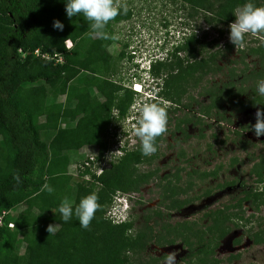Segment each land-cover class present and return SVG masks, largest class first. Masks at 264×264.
Masks as SVG:
<instances>
[{"label": "trees", "instance_id": "1", "mask_svg": "<svg viewBox=\"0 0 264 264\" xmlns=\"http://www.w3.org/2000/svg\"><path fill=\"white\" fill-rule=\"evenodd\" d=\"M179 1L207 13L211 21L222 27L235 22L236 8L249 2ZM250 2L264 6V0ZM66 3L67 0H0V218L4 215L0 225V264H21L16 254L19 244H24L26 249L23 264H132L129 254L144 250L147 244L154 241L166 247L176 240L186 249L183 261L198 259L199 264H219L214 253L225 232L216 221L214 231L208 226L196 229V222L184 221L176 227L162 224L156 233L149 226L146 236L139 234L132 238L129 235L131 223L114 224L105 217L114 194L138 192L152 176L151 173L135 172L134 166L145 157L139 142L132 150L124 151L122 157L99 176L84 166L88 158L81 161L77 168L79 177L89 176L98 186L74 183L73 208L93 192L103 207L96 212L89 229L80 227L75 215L67 223L63 221L59 206L72 192V187L66 188L73 179L69 173L72 153L84 146L96 147L97 160L100 161L113 143V139L106 138V135L116 120L125 116L133 95V92L125 91L126 100L121 99L118 95L120 87L103 76L104 71L110 69L106 54L108 39L93 38L89 22L82 14L68 18ZM129 16L127 11L121 19ZM55 20L64 25L63 31L54 29ZM218 34L223 36L225 32L219 30ZM67 40L72 43L70 50L65 47ZM233 47L226 44L222 50L203 51L205 45L192 37L179 47L192 56L191 62L176 57L177 62L171 66L153 65L151 74L154 76L160 69L164 70V76L159 78L163 86L169 90L172 85L180 86L181 93L185 94L188 87H198L205 78L223 73L219 60ZM36 51L40 55L36 56ZM44 54L50 58H42ZM54 55H59L63 63H56ZM247 55L258 58L259 69L248 74L244 69L237 74L234 69L227 68L226 81L211 78V85L198 93L207 100L206 104L196 101L200 115L215 116L231 123L225 117L224 104L229 106L231 113L242 112L250 106L264 108V96L257 93L258 81L264 80V45L249 49L247 54L241 51L237 62L244 64ZM249 80L256 82L248 88L250 93L246 95L244 84ZM96 93L105 100L93 102ZM243 96L245 98L241 99ZM188 99L193 100V97ZM182 122H178L176 130L182 131ZM43 133L50 134L48 141L43 140ZM160 140L161 137L157 138L156 147ZM251 172L257 179L263 178V162L255 164ZM17 174L19 184L14 178ZM196 174V171L191 173ZM216 174L217 171H212L208 175L214 177ZM174 177L176 182L180 181L177 173ZM168 178L169 175H164L160 181H169ZM230 184L233 183L220 187ZM45 185L53 191L50 193ZM165 194L160 204L166 203L168 209L181 210L191 202L178 199L171 182L167 183ZM250 197L256 200L259 195L250 188L234 205L224 206L216 214L223 219L225 211L241 208L242 202ZM255 200L250 203L254 205ZM19 205L24 206L23 214L27 216L23 227L19 225L23 219L14 220L7 216ZM154 214L161 216L160 211ZM204 216L209 218L214 213ZM12 221L15 225L9 228ZM49 224L59 225L55 235L50 236L46 231ZM258 236L252 237L255 245L264 243V237ZM161 258L164 259L165 255Z\"/></svg>", "mask_w": 264, "mask_h": 264}, {"label": "rangeland", "instance_id": "2", "mask_svg": "<svg viewBox=\"0 0 264 264\" xmlns=\"http://www.w3.org/2000/svg\"><path fill=\"white\" fill-rule=\"evenodd\" d=\"M117 2L120 14L117 19L109 22L106 31L118 38L108 39L106 54L110 69L104 71L103 76L120 87L118 95L121 99L126 98L125 91H131L133 95L125 116L116 120L106 138L111 140L112 135L119 131L122 138L132 137L138 143L139 138L135 135L134 127L144 103H159L166 107L168 131L161 136L156 153L143 157L142 162L134 166L138 174H152L149 182L141 186L138 192H118L116 197L122 202L114 199L110 206L116 205V212L118 209H125L126 215L123 213V217L131 223L129 235L132 238L139 234L146 236L149 226H152L156 233L160 231L162 224L176 227L178 223L184 221L196 222L198 224L196 229L201 230L208 226L214 231L216 221L225 232L214 253V258L219 264H264V243L259 245L252 243L253 236L264 237V177L256 179L251 172L254 164L263 162L264 165V137L263 140L256 137L253 142L251 137L239 132L243 127H247V131H252L250 125L255 124L257 107L250 106L245 111L231 113L229 106L224 104L225 117L231 121L229 123L215 117L199 116V106L196 102L207 103L206 98L199 97L198 93L211 85V78L213 81H226L227 68L234 69L237 74L244 69L247 70L245 74L259 69L257 57L245 56L244 64L237 61L241 51L247 54L249 49L264 45V34H247L244 48L236 50L234 46L219 60V65L224 69L223 73L205 78L198 87H188L187 93L182 94L180 86L172 85L170 90L164 87L163 81L159 79L164 76V70L160 69L152 76L146 61H154L151 67L158 63L171 66L170 64L177 62V58L183 62H191L192 56L179 47L192 37L205 45L203 51L222 50L224 45L232 44L229 39L230 24L222 27L211 21L207 13L179 0H117ZM124 7L130 13L127 19H121L125 14ZM219 30H223L225 34L220 36ZM90 33L93 38L98 37L92 31ZM129 48L137 52L135 58L129 55ZM255 82L249 80L244 84V88L247 89L246 95H249L248 88ZM134 88L138 92L134 91ZM189 96L193 97V100L188 99ZM104 100V97L97 93L93 97V102L101 103ZM113 110L115 116L114 107ZM180 120L184 121L180 125L182 131L175 129ZM252 135L254 136V132ZM42 138L48 141L50 134L43 133ZM97 150L96 147L84 146L78 152L72 153L69 173L73 179L66 188L72 187L68 199L73 205L74 183L87 187L98 186L91 177L81 178L77 172L81 161L89 157L94 158L98 154ZM192 171L198 174L191 175ZM212 171H217L216 176L208 175ZM176 173L180 177V181L177 182L174 177ZM164 175H169V181H160ZM168 182L175 187L178 199L191 201L181 210L168 209L166 203L160 204L166 195ZM225 183L233 184L220 187ZM248 188L259 195L256 200L250 197L249 200L242 202L241 208H229L224 212L223 219L216 214V211L224 206L234 205L238 199L243 198ZM250 200H255L254 205ZM23 209L24 206L19 205L7 215L10 219H23L20 221V227H23L27 220ZM108 211H105L106 218H109ZM156 211H160L161 216L154 214ZM209 213H214V216L206 218L204 215ZM112 218H115L114 215ZM11 223L14 227L15 222ZM235 241L239 243L236 244ZM25 250V245L19 244L16 254L21 264L26 261ZM173 251L178 253L177 264L200 262L198 259L191 262L183 261L186 249L178 240L166 247L159 246L153 241L147 244L144 250L131 253L129 256L132 264H164L165 258L161 257Z\"/></svg>", "mask_w": 264, "mask_h": 264}, {"label": "clouds", "instance_id": "3", "mask_svg": "<svg viewBox=\"0 0 264 264\" xmlns=\"http://www.w3.org/2000/svg\"><path fill=\"white\" fill-rule=\"evenodd\" d=\"M65 11L70 19L82 14L89 22L90 30L96 36L106 40H115L118 38L115 35H109L106 31L109 22L120 14V6L117 0H67ZM124 12H127L126 7H124ZM234 15L236 19L235 22L231 23L229 26V39L236 50L245 47V36L247 34H264V6H256L249 0V2L237 7ZM53 27L60 31L64 29V25L59 20L53 22ZM146 62L148 70L151 71V64H153L154 61ZM257 93L260 96H264V80L258 81ZM250 127L257 138L264 137V108H257L255 113V124L250 125ZM134 131L135 135L139 138L142 154L144 156L155 154L157 151V138L165 135L168 131V113L166 107L159 103H144L140 109L139 118L134 127ZM123 140L124 138H121V145L123 144ZM113 154L114 153H110L107 159L110 160ZM14 178L18 184L21 182L19 174ZM45 187L50 193L53 191L48 185H45ZM117 194L119 193L113 196L112 201H114V199L119 201V198L116 197ZM102 207L103 206L99 203L98 195L93 192L82 198L75 208H73L72 202L65 197L59 206V212L65 223L70 221L72 216L75 215L79 220L80 227L89 229L92 220L95 218L96 212L102 210ZM124 212L125 209H118L117 215L123 217ZM124 215L126 214L124 213ZM123 218L120 224L127 222V218ZM58 227L59 225L49 224L46 231L50 236L55 235ZM177 255L178 253L175 251L167 253L165 255L164 264H177Z\"/></svg>", "mask_w": 264, "mask_h": 264}, {"label": "built area", "instance_id": "4", "mask_svg": "<svg viewBox=\"0 0 264 264\" xmlns=\"http://www.w3.org/2000/svg\"><path fill=\"white\" fill-rule=\"evenodd\" d=\"M65 47L67 49H69V50L72 48V43H71L70 40H67L65 42ZM129 51L130 52H128V53H129L130 56H133V57L137 56V52L133 48H129ZM35 55L36 56L40 55L39 51H36ZM41 57L44 58V59L50 58L46 54L41 55ZM53 58L56 59L55 60L56 63H58V64L63 63V59L59 55H54ZM133 90L138 92V90L136 88H134ZM132 120H133V118H132ZM121 138H122V136H121L119 131L115 135H112L113 143L111 145H109V148L103 153L100 161L97 160V156H98V154H97L94 158L89 157L88 161H86L84 163V166L85 167H90L91 168L90 170L95 172L96 176L101 175L103 173L104 169H107V168H109L111 166L112 162H114L115 160H118L120 157H122L124 151L128 152V151L132 150V148H134V146L137 144V141L134 138L131 137V139H129L130 138L129 137L128 139H126L127 137H124L123 144L121 145ZM110 153H114V154L111 157V159L109 160V159H107V157L109 156ZM108 210H109L108 211V215H109L108 219L112 223L120 224L123 221L124 218L123 217H119L117 215L115 206L114 207L110 206ZM112 215H114L115 218H112ZM2 217L0 218V225L3 224ZM8 227L9 228H13V224L9 223Z\"/></svg>", "mask_w": 264, "mask_h": 264}, {"label": "flooded vegetation", "instance_id": "5", "mask_svg": "<svg viewBox=\"0 0 264 264\" xmlns=\"http://www.w3.org/2000/svg\"><path fill=\"white\" fill-rule=\"evenodd\" d=\"M201 98H206V97H201ZM201 98H200V99H201ZM206 101H207V100H206ZM256 107H257V106H256ZM257 108H258V107H257ZM246 109H247V108H246ZM246 109H245V110H246ZM245 110H244V111H245ZM198 114H199V113H198ZM199 116L205 117V116L200 115V114H199ZM211 117H215V116H211ZM211 117H206V118H211ZM215 118H216V117H215ZM246 129H247V128L240 129L239 132L242 133V134H244L246 137H249V138L251 137L252 140H253V139L255 140L256 136H255V134H254V136L252 135V134H253V131H247ZM235 131H236V130H235ZM236 132H238V131H236ZM236 132H233V133H234L235 135H239V134L236 133ZM260 138L263 140V137H260ZM254 140H253V142H254ZM254 165H255V164H254ZM254 165H253V166H254ZM253 176H254V175H253ZM255 177H256V176H255ZM256 179H257V178H256ZM249 189H250V188H248L247 190H249Z\"/></svg>", "mask_w": 264, "mask_h": 264}]
</instances>
